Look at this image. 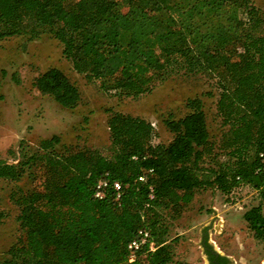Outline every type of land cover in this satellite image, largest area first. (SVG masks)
I'll return each mask as SVG.
<instances>
[{"label":"trees","instance_id":"obj_1","mask_svg":"<svg viewBox=\"0 0 264 264\" xmlns=\"http://www.w3.org/2000/svg\"><path fill=\"white\" fill-rule=\"evenodd\" d=\"M41 34L58 40L72 69L110 96L138 98L179 71L212 77L226 130L217 144L210 140L195 97L183 117L163 119L168 143L150 121L119 111L107 121L109 156L57 134L34 145L21 139L17 161L0 160V179L26 175L33 185L11 192L21 235L0 264H174L162 212L179 215L210 186L227 196L240 184L255 189L263 203L243 218L264 239V173H256L264 147V10L252 0H0V40ZM35 87L66 109L81 101L59 68L37 76ZM104 177L128 184L118 201L112 189L93 196ZM142 228L156 248L128 263L127 244Z\"/></svg>","mask_w":264,"mask_h":264},{"label":"rangeland","instance_id":"obj_2","mask_svg":"<svg viewBox=\"0 0 264 264\" xmlns=\"http://www.w3.org/2000/svg\"><path fill=\"white\" fill-rule=\"evenodd\" d=\"M252 1L264 10V0ZM52 67L62 70L78 87L81 101L76 108H63L36 89L37 76ZM195 97L202 101L210 140L217 144L226 127L217 112L219 89L212 77L179 71L138 98H118L105 94L97 82L75 72L62 55V45L51 35L3 39L0 40V160L15 163L21 139L34 145L53 134L59 135L62 143L89 146L109 156L113 149L107 121L113 111L154 123L158 141L168 143L173 135L163 119L169 115L175 119L183 117L189 112L187 100ZM32 185L26 175L18 182L0 179V261L21 235L19 208L11 200V192ZM260 202L255 189L246 184H240L228 196L210 186L196 191L192 201L180 208L179 215L164 210L162 222L167 226L165 238L172 247L173 263L208 264L204 254L206 244L228 256L233 264H264V239L257 240L243 218L247 209Z\"/></svg>","mask_w":264,"mask_h":264},{"label":"built area","instance_id":"obj_3","mask_svg":"<svg viewBox=\"0 0 264 264\" xmlns=\"http://www.w3.org/2000/svg\"><path fill=\"white\" fill-rule=\"evenodd\" d=\"M151 124L155 128L154 123L151 122ZM258 160L259 165L256 169V173H264V147L258 153ZM147 173L152 174L153 169H149ZM146 178L147 176L145 173L138 176V180L141 182L146 181ZM127 186L128 184L123 185L118 180H111L107 177H104L96 183L93 196L96 199H103L106 196L108 190L112 189L114 192V199L118 201L123 189ZM150 197H152V195H150ZM144 247L148 248L149 251H153L156 248L154 242L151 241L150 231L148 229L142 228L137 231L134 238H132L127 244V250L129 253L127 259L128 263H132L135 260L137 253Z\"/></svg>","mask_w":264,"mask_h":264},{"label":"flooded vegetation","instance_id":"obj_4","mask_svg":"<svg viewBox=\"0 0 264 264\" xmlns=\"http://www.w3.org/2000/svg\"><path fill=\"white\" fill-rule=\"evenodd\" d=\"M204 254L206 255L208 264H233L228 256L219 253L206 244H204Z\"/></svg>","mask_w":264,"mask_h":264}]
</instances>
